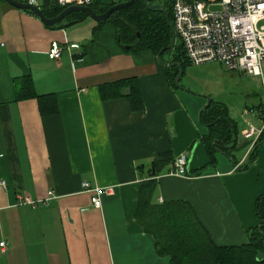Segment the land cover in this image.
<instances>
[{
	"label": "crops",
	"instance_id": "obj_1",
	"mask_svg": "<svg viewBox=\"0 0 264 264\" xmlns=\"http://www.w3.org/2000/svg\"><path fill=\"white\" fill-rule=\"evenodd\" d=\"M52 43L63 49L59 60L48 57ZM0 44V264H169L133 217L139 184L167 152H188V171H202L169 175L170 164L154 179L153 202L188 203L215 245L248 243L246 231L259 224L255 200L264 195V140L247 168L251 146L241 132L230 158L215 153L209 164L201 102L170 85L151 51L124 52L111 23L88 17L50 28L0 0ZM28 77L36 94L55 95L57 115L42 117L35 99L16 100L15 82ZM131 78L142 111L100 96V87ZM96 188L99 208L88 191ZM50 191L46 205L18 203Z\"/></svg>",
	"mask_w": 264,
	"mask_h": 264
},
{
	"label": "trees",
	"instance_id": "obj_2",
	"mask_svg": "<svg viewBox=\"0 0 264 264\" xmlns=\"http://www.w3.org/2000/svg\"><path fill=\"white\" fill-rule=\"evenodd\" d=\"M126 1L128 0L101 4L100 0H91L88 7H91L96 14H102L113 5ZM161 6L166 10L168 18L160 11L148 10L143 1L139 0L131 7L114 12L106 20L105 23L114 25L118 45L124 52L151 51L157 55L160 50L169 46L173 38V32L169 27V22L171 23L172 20V0H167L166 5ZM40 8L46 18H53L65 9L55 4L54 1L47 0L41 3ZM24 11L33 14L30 11ZM85 18H88L85 13L73 12L53 28L63 26L65 22L73 25ZM173 50L175 53H171L172 61L169 63L176 62L184 70L189 63L185 56L180 57L181 45ZM166 51L170 52V50ZM166 70L169 83L175 88L174 80L179 73V67L172 66ZM14 88L16 100L35 99L37 101L42 117L58 114L55 95L36 94L29 77L15 82ZM100 96L102 99L125 98L133 111L144 109L140 88L135 78L100 87ZM200 123L207 125V133L202 137V142L210 156L209 164L215 161L216 149L227 155L231 154L236 145L232 148L226 146L234 143V137L237 138L238 131L228 117L226 108L211 101L210 106L202 112ZM263 140L264 135L251 147L249 152L252 154H249V164L255 159L258 145ZM245 145L249 147L250 143H245ZM173 161L174 157L171 152L154 158L151 166L155 175L149 176L147 180L139 184L138 205L133 215L143 231L153 237L156 254L167 257L169 264H264V195L258 196L255 200L254 216L259 224L246 231L248 243L243 246L215 245L188 203L183 201L162 204L153 202L152 198L156 189L154 179ZM201 171L202 169H198L190 171L189 174L200 176Z\"/></svg>",
	"mask_w": 264,
	"mask_h": 264
},
{
	"label": "built area",
	"instance_id": "obj_3",
	"mask_svg": "<svg viewBox=\"0 0 264 264\" xmlns=\"http://www.w3.org/2000/svg\"><path fill=\"white\" fill-rule=\"evenodd\" d=\"M43 1L46 0L23 2L40 7ZM47 1H54L65 9L89 6L91 3V0ZM171 13L175 40L180 43L191 66L217 63L226 71H238L262 82V102L257 107V113L252 109L244 112L247 127L240 133L252 147L264 135V79L261 67L264 60V0H172ZM69 48L77 46L70 45ZM62 51L59 44L52 43L49 59L59 60ZM252 115L259 121V126L248 123V117ZM188 156L189 153L184 152L175 157L168 174L192 178L187 169ZM82 186L87 189L89 184ZM0 187L6 189V184L1 181ZM88 191L93 193V206L99 208L103 190L96 188ZM53 198L55 196L51 191L46 199L41 200H33L30 195L23 194L18 203L36 208L46 205ZM0 247L4 248L3 242Z\"/></svg>",
	"mask_w": 264,
	"mask_h": 264
},
{
	"label": "rangeland",
	"instance_id": "obj_4",
	"mask_svg": "<svg viewBox=\"0 0 264 264\" xmlns=\"http://www.w3.org/2000/svg\"><path fill=\"white\" fill-rule=\"evenodd\" d=\"M103 1L116 2L119 0ZM179 45L180 43L176 41L173 49L178 48ZM173 49L162 54V61L168 63L172 61L171 53H175ZM261 67L264 79V60ZM178 87L179 90H183L194 100L201 102L200 110L205 106L208 99L226 108L228 117L235 124L238 133L247 127L244 112L252 109L257 113V107L262 102L263 97L262 82L259 78L238 71H226L217 63L204 64L198 67L189 64L183 70ZM248 119V123L259 126V121L255 116H249ZM218 154L225 156L219 152Z\"/></svg>",
	"mask_w": 264,
	"mask_h": 264
},
{
	"label": "water",
	"instance_id": "obj_5",
	"mask_svg": "<svg viewBox=\"0 0 264 264\" xmlns=\"http://www.w3.org/2000/svg\"><path fill=\"white\" fill-rule=\"evenodd\" d=\"M4 2H6L9 6L20 9V10H27L32 12L34 15H36L37 17L40 18V20L48 27L53 28L54 26L58 25L59 23H61L68 15H70L73 12H82L85 13L89 18H91L92 20H94L96 23L101 24V23H105L106 20L111 16V14H113L114 12L120 11L122 9H126L128 7L133 6L134 4H136L139 0H128L126 2H122V3H118L113 5L112 7H110L107 11H105L102 14H96L93 9L91 7L88 6H70L67 7L66 9H64L61 13H59L57 16L53 17V18H46L40 7H37L35 5L29 4L27 2H23V1H19V0H2ZM144 6L150 10V11H160L162 14H164L166 16V18H168L166 10L164 9V7H162L161 5H152L150 4L151 0H142ZM169 27L173 32L172 29V24L169 22ZM175 37L173 34V38L169 44V46L166 49H162L160 50L157 55H156V59L159 62V64H161L162 66L168 68V67H172V66H176L179 67V73L176 76L175 80H174V85L177 89H179L178 87V82L182 76L183 70L181 69L180 65L178 63H168V62H164L162 61V54L166 51V50H171L173 49L174 45H175ZM211 104V100L208 99L207 103L205 104V106L199 111V116H198V120L200 121V115L202 114L203 111H205ZM204 127H207V125H203ZM234 136V134H233ZM235 142H236V138L234 137V143L231 146H226L227 148H232L235 146ZM216 152L221 153L225 156H227L228 158L229 155L221 152L220 150L216 149ZM252 154V152L250 153V155ZM250 155L246 158L245 162H244V166L243 168L247 167L250 161ZM155 175L154 170L152 168V172H151V176L153 177Z\"/></svg>",
	"mask_w": 264,
	"mask_h": 264
},
{
	"label": "flooded vegetation",
	"instance_id": "obj_6",
	"mask_svg": "<svg viewBox=\"0 0 264 264\" xmlns=\"http://www.w3.org/2000/svg\"><path fill=\"white\" fill-rule=\"evenodd\" d=\"M166 1L167 0H151L150 4H152V5H166ZM180 57H184L182 51H181V56ZM174 63H176V62H174Z\"/></svg>",
	"mask_w": 264,
	"mask_h": 264
}]
</instances>
